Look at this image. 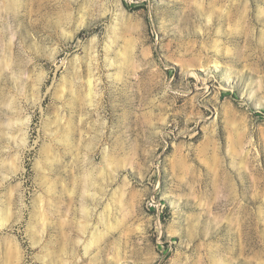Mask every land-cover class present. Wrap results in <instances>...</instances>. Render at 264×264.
<instances>
[{
	"label": "rangeland",
	"instance_id": "rangeland-1",
	"mask_svg": "<svg viewBox=\"0 0 264 264\" xmlns=\"http://www.w3.org/2000/svg\"><path fill=\"white\" fill-rule=\"evenodd\" d=\"M0 264H264V0H0Z\"/></svg>",
	"mask_w": 264,
	"mask_h": 264
}]
</instances>
